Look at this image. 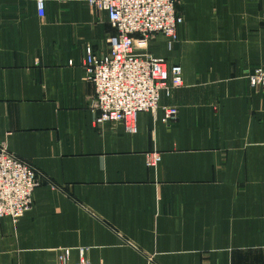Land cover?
Segmentation results:
<instances>
[{
    "label": "crops",
    "instance_id": "1",
    "mask_svg": "<svg viewBox=\"0 0 264 264\" xmlns=\"http://www.w3.org/2000/svg\"><path fill=\"white\" fill-rule=\"evenodd\" d=\"M0 0V145L44 177L17 221L0 217V264H264V0H176L173 42L147 51L183 85L137 131L93 126L87 47L114 32L83 0ZM155 150V169L146 153Z\"/></svg>",
    "mask_w": 264,
    "mask_h": 264
},
{
    "label": "built area",
    "instance_id": "2",
    "mask_svg": "<svg viewBox=\"0 0 264 264\" xmlns=\"http://www.w3.org/2000/svg\"><path fill=\"white\" fill-rule=\"evenodd\" d=\"M90 7L105 12L114 32L107 38L108 54L97 57L87 47L84 60L86 80L94 88L91 106L95 111L93 126L122 123L125 131H137V116L141 112L163 111L165 122L177 117L173 105H161L162 94L183 85L182 69L168 65L164 58L147 51L148 42L162 35L167 42L177 38V26L182 22L176 0H83ZM39 10L43 0H37ZM251 88L264 87V66H258L247 76ZM147 166L155 169L161 154L146 153ZM45 177L28 161L19 158L0 145V217L17 221L32 207V193ZM56 264H93L83 253L75 262L68 260V250ZM103 264V263H97Z\"/></svg>",
    "mask_w": 264,
    "mask_h": 264
}]
</instances>
